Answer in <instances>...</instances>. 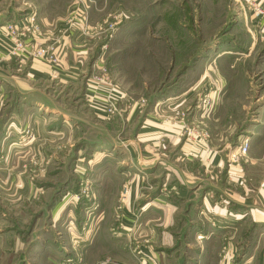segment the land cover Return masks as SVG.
Here are the masks:
<instances>
[{
	"label": "rangeland",
	"instance_id": "obj_1",
	"mask_svg": "<svg viewBox=\"0 0 264 264\" xmlns=\"http://www.w3.org/2000/svg\"><path fill=\"white\" fill-rule=\"evenodd\" d=\"M233 3L4 0L0 4V23L5 21L0 29L6 34L9 26L21 33L31 19L40 34L41 27L54 30L60 35L57 39L71 35L70 26L72 38L86 40L93 68L113 85L119 108L111 117L101 112L106 125L100 128L84 124L81 131L85 139L70 152L42 150L19 157L12 128L4 126L13 116L18 96L10 86L0 83V237L6 235L8 241L0 245L5 255L0 264H130V251L142 261L141 246L137 243L131 248L134 239L127 236L133 233L123 230L126 200L121 196L126 184H120L117 201L111 196L110 200L98 198V192L117 191L128 165L120 162L129 161L123 145L129 135L126 117L130 98L139 105L144 101L143 108L151 111L155 103L185 101L182 93L191 87L190 99L177 110L185 105L186 114L194 110L198 116L221 115L222 121H213L206 129L215 136L228 137L232 147L248 141L247 154L234 158L247 166L244 172L249 177H256V155L260 156L259 141L264 137V130L260 133L257 128L264 124V43L252 46L246 20L239 17ZM41 15L52 24L43 25ZM48 43L38 46H56V42ZM67 105L70 113L83 116L87 111L82 101ZM18 161L20 165L15 166ZM244 177L241 183L249 184L248 176ZM18 178L21 183L16 182ZM26 184L35 191L31 200H26ZM92 225H101L102 235L89 233ZM71 228L78 229L75 233L81 237H73ZM244 231L234 264H258L256 225L248 220ZM125 241L129 242L128 250ZM262 260L264 264V256Z\"/></svg>",
	"mask_w": 264,
	"mask_h": 264
},
{
	"label": "crops",
	"instance_id": "obj_2",
	"mask_svg": "<svg viewBox=\"0 0 264 264\" xmlns=\"http://www.w3.org/2000/svg\"><path fill=\"white\" fill-rule=\"evenodd\" d=\"M3 1L0 0V4ZM233 1V8L240 11L239 17L246 20L252 34V46L264 43V26L256 19L251 1ZM84 9L80 10L81 15ZM40 19L45 26L52 24L46 16L41 15ZM41 29L40 36L28 40L27 45L36 48L40 44L56 42L55 47H50L58 58L57 64L41 59L21 62L10 57L6 51L9 37L0 29V83L10 86L18 96L13 116L4 126L7 130L12 128L19 157L27 152L72 151L85 139L81 131L84 124L92 123L94 129L106 125L100 115H105L106 98L116 95L111 82L96 80L95 77L100 75L97 68H93L86 40L72 38L70 26L68 32L71 31V35L66 33L60 39H57L60 35L56 31ZM192 94L191 87L182 93L185 101ZM79 101L87 110L83 116L70 113L67 105ZM138 102L130 98L131 107L126 117L129 135L123 145L125 158L129 161L120 162L128 164L120 176L122 181L116 185L115 193L98 192L99 199L106 200L111 196L109 200L117 201L120 186L126 184L125 188H128L122 210L123 230L133 233L131 237L127 236V239H134L130 247L138 243L143 251L139 262L130 251V264H234L239 257L240 235L245 232L248 220L256 225V262L262 264L264 137L259 141L262 145L259 146L260 156L256 155V177H249L244 172L247 166L236 163L234 158L241 156L239 146L232 147L228 137H216L213 131L206 129L213 121H222L218 117L221 115L198 116L194 110L186 114L183 112L187 109L185 105L182 110H177L183 102L155 103L149 111ZM257 128L261 133L264 124ZM231 148L238 150L229 151ZM16 165H20V161L15 162ZM244 175L249 177L247 185L241 183V178H246ZM16 182L21 183L22 179L18 178ZM26 187V200H31L35 191L29 185ZM113 206L116 213L115 204ZM101 227L92 225L87 230L95 234L102 231ZM78 231L71 228V235L80 238L81 234L76 235ZM7 242L6 235L0 237V245ZM124 246L130 249L128 241ZM4 257L0 250V262Z\"/></svg>",
	"mask_w": 264,
	"mask_h": 264
},
{
	"label": "built area",
	"instance_id": "obj_3",
	"mask_svg": "<svg viewBox=\"0 0 264 264\" xmlns=\"http://www.w3.org/2000/svg\"><path fill=\"white\" fill-rule=\"evenodd\" d=\"M251 1L252 10L259 21V23L264 26V0H249ZM21 33L17 32L12 26L7 28V36L9 37L10 43L6 45L7 54L10 57L18 58L21 62L28 59H41L51 62L52 64L58 63V58L54 54L52 47H39L31 48L27 45L28 38L33 39L40 34L38 25L34 19L29 20L26 24L23 25ZM99 82L109 83V79L105 75L95 77ZM144 101H142V104ZM141 104V105H142ZM118 98L113 95H109L106 98L105 106L103 112L111 117L115 115L118 111ZM248 141H244L240 147L239 152L241 156H245L248 152ZM122 201L127 200L128 190L124 188L122 193Z\"/></svg>",
	"mask_w": 264,
	"mask_h": 264
}]
</instances>
